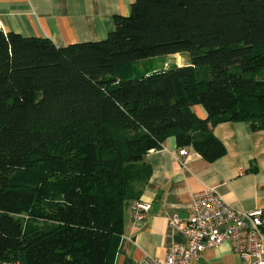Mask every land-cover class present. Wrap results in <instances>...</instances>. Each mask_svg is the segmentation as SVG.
Here are the masks:
<instances>
[{
  "label": "trees",
  "instance_id": "16d2710c",
  "mask_svg": "<svg viewBox=\"0 0 264 264\" xmlns=\"http://www.w3.org/2000/svg\"><path fill=\"white\" fill-rule=\"evenodd\" d=\"M114 23L63 47L0 30V264H114L150 150L214 161L219 123L264 129V0H135Z\"/></svg>",
  "mask_w": 264,
  "mask_h": 264
},
{
  "label": "crops",
  "instance_id": "0c3cea01",
  "mask_svg": "<svg viewBox=\"0 0 264 264\" xmlns=\"http://www.w3.org/2000/svg\"><path fill=\"white\" fill-rule=\"evenodd\" d=\"M135 0H0V30L50 39L57 47L105 39L114 30L115 16L130 13ZM196 113L204 118L200 106ZM226 152L214 161L189 148L179 154L175 137L146 158L153 169L141 200L151 203L147 217L133 220L131 208L114 264H145L148 257L165 258L175 244L185 242L169 224L178 216L190 218L194 193L213 189L239 211H264V129L253 130L247 121H226L214 128ZM196 264H245L229 241L204 250Z\"/></svg>",
  "mask_w": 264,
  "mask_h": 264
},
{
  "label": "built area",
  "instance_id": "2783aa9c",
  "mask_svg": "<svg viewBox=\"0 0 264 264\" xmlns=\"http://www.w3.org/2000/svg\"><path fill=\"white\" fill-rule=\"evenodd\" d=\"M188 152L187 147L179 150L181 156ZM130 208L133 220L141 221L147 217L151 203L140 199ZM190 213L184 225L178 216L169 220L185 242L173 245L163 259L146 258L145 264H196L204 250L218 248L225 241L245 264H264V211L236 210L215 190L206 189L193 194Z\"/></svg>",
  "mask_w": 264,
  "mask_h": 264
},
{
  "label": "rangeland",
  "instance_id": "374dc122",
  "mask_svg": "<svg viewBox=\"0 0 264 264\" xmlns=\"http://www.w3.org/2000/svg\"><path fill=\"white\" fill-rule=\"evenodd\" d=\"M186 63V59L182 55L176 54L174 56L163 55L151 59H143L137 66L140 73H144L151 68L162 69L163 67H169L175 64L182 66Z\"/></svg>",
  "mask_w": 264,
  "mask_h": 264
}]
</instances>
